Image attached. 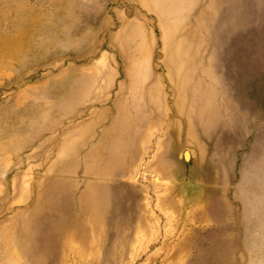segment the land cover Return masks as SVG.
Masks as SVG:
<instances>
[{"label":"rangeland","instance_id":"1","mask_svg":"<svg viewBox=\"0 0 264 264\" xmlns=\"http://www.w3.org/2000/svg\"><path fill=\"white\" fill-rule=\"evenodd\" d=\"M0 264H264V0H0Z\"/></svg>","mask_w":264,"mask_h":264}]
</instances>
